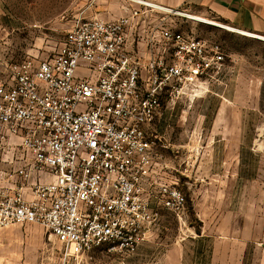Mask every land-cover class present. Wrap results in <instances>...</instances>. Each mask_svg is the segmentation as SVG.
I'll use <instances>...</instances> for the list:
<instances>
[{
	"label": "built area",
	"instance_id": "2783aa9c",
	"mask_svg": "<svg viewBox=\"0 0 264 264\" xmlns=\"http://www.w3.org/2000/svg\"><path fill=\"white\" fill-rule=\"evenodd\" d=\"M132 2L114 20L78 17L54 55L12 63L0 79L1 162L10 165L0 169V230L42 226L63 251L51 264L96 248L129 257L149 240L159 207L178 219L186 210L148 129L164 101L206 92L225 54Z\"/></svg>",
	"mask_w": 264,
	"mask_h": 264
},
{
	"label": "rangeland",
	"instance_id": "374dc122",
	"mask_svg": "<svg viewBox=\"0 0 264 264\" xmlns=\"http://www.w3.org/2000/svg\"><path fill=\"white\" fill-rule=\"evenodd\" d=\"M78 4L0 0V79L12 63L54 55ZM156 11L149 18L218 42L225 54L206 92L163 102L161 142L186 194V214L178 219L159 208L149 240L129 257L96 248L71 264H209L215 241L223 264H264V40L218 19L204 17L218 25L192 19V11ZM185 170L189 176L180 174ZM62 253L38 224L0 230V264H51Z\"/></svg>",
	"mask_w": 264,
	"mask_h": 264
},
{
	"label": "crops",
	"instance_id": "0c3cea01",
	"mask_svg": "<svg viewBox=\"0 0 264 264\" xmlns=\"http://www.w3.org/2000/svg\"><path fill=\"white\" fill-rule=\"evenodd\" d=\"M133 0H78V13L76 17L98 18L102 20H114L130 13V7L134 6ZM145 1L160 10L168 12L192 11L199 17H211L223 21L233 27L264 37V0H141ZM195 15V14H194ZM206 19V18H205ZM131 48V46L129 47ZM163 110L156 117L155 122L149 127V132L156 136L158 143L162 144L164 139L161 118ZM164 145V144H163ZM165 146V145H164ZM165 148L159 147L163 154L164 171L162 177L164 180L173 181L177 179V170L171 160L165 156ZM0 169L9 171L10 165L1 162ZM187 173V174H186ZM183 176H189L188 170L181 172ZM179 184V183H178ZM181 188V187H180ZM183 190V188H181ZM184 192V190H183ZM163 208V207H159ZM158 208V210H159ZM186 211V210H185ZM186 212H184V215ZM184 215L182 217H184ZM182 219V218H181ZM202 237L203 235H197ZM218 242L215 241L213 253L209 264H223L219 258ZM223 260L227 263L230 258L227 256Z\"/></svg>",
	"mask_w": 264,
	"mask_h": 264
},
{
	"label": "bare ground",
	"instance_id": "6f19581e",
	"mask_svg": "<svg viewBox=\"0 0 264 264\" xmlns=\"http://www.w3.org/2000/svg\"><path fill=\"white\" fill-rule=\"evenodd\" d=\"M190 18L192 19H196V20H199V21H202L204 23H209V24H215V25H218V23L214 22V21H211V20H208V19H205V18H202V17H199V16H196V15H189ZM233 29V28H231ZM233 30H236V31H240L242 32L243 34L245 35H248V36H252V37H256V38H259V39H262L264 40V37L262 36H259V35H255V34H252V33H249V32H245V31H242V30H237V29H233Z\"/></svg>",
	"mask_w": 264,
	"mask_h": 264
}]
</instances>
